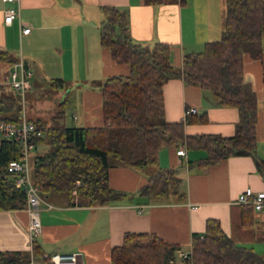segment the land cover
Listing matches in <instances>:
<instances>
[{
	"label": "crops",
	"instance_id": "obj_1",
	"mask_svg": "<svg viewBox=\"0 0 264 264\" xmlns=\"http://www.w3.org/2000/svg\"><path fill=\"white\" fill-rule=\"evenodd\" d=\"M104 5L128 12L135 42L145 46L157 42L170 44L176 67L181 66L185 53L202 51L206 42L222 37L225 0H163L156 5L146 4L144 0H0V51L18 58L16 63L21 60L33 76L34 68L41 67L49 81L63 79L68 86L76 88L67 92L74 93L76 98V110L71 115L77 125L72 128L102 126V94L93 81L129 72V67L114 61L110 50L100 43L98 26L103 20ZM17 6L19 16L6 24V10ZM26 27L30 31L25 34L22 30ZM16 63L0 62L1 78ZM243 76L258 97L256 154L264 160V55L256 60L245 55ZM2 84L10 86L7 81ZM164 97L169 122L185 120V111L190 108H196L195 115L207 114L206 123L186 124L187 134L225 137L234 134L238 109L216 105L209 91L177 78L165 84ZM67 104L66 99L65 107ZM28 117L46 124L43 118ZM181 147L163 148L159 166L181 171L184 202L154 201L139 196L137 192L148 176L129 166L115 165L110 169L109 183L130 196L106 206H81L78 198L71 204L66 195L42 196V232L34 239L30 234L27 203L23 208L0 209V251H22L33 257L37 243L45 253L81 251L86 264H110L111 249L123 243L126 232H154L180 246L173 264H182L180 252L192 246L193 235L205 231L209 218H216L237 244L262 253V246L256 242H264V208L256 212L252 225L243 226L241 205L236 203L238 195L248 187L264 191V179L254 158L231 156L216 165L200 168L191 162L205 157V151L188 150L184 146L187 156L183 157L177 154ZM26 264L50 263L38 257Z\"/></svg>",
	"mask_w": 264,
	"mask_h": 264
},
{
	"label": "trees",
	"instance_id": "obj_2",
	"mask_svg": "<svg viewBox=\"0 0 264 264\" xmlns=\"http://www.w3.org/2000/svg\"><path fill=\"white\" fill-rule=\"evenodd\" d=\"M156 5L163 0H144ZM225 20L222 37L206 42L202 51L187 52L179 67L173 65L171 45L157 42L145 46L133 40L127 11L113 5L101 7L103 20L99 24L100 43L110 50L111 57L129 67L128 74L111 75L103 81H93L102 94L103 125L100 127H48L34 139L35 148L48 145L43 154L32 159V178L42 196L66 195L71 204L75 198L81 206H106L120 202L129 193L111 187L110 169L115 165L129 166L146 172L151 166L157 171L148 175L137 192L149 200L184 202L183 178L176 167L161 168L159 154L165 147L185 146L202 149L206 155L191 162L205 168L231 156H251L264 179V160L256 154L258 97L244 78V57L261 59L264 55V0H225ZM18 58L0 51V62L13 65ZM180 78L187 85L212 93L216 105L235 107L239 112L234 134H187L186 124L206 123L207 114L188 115L185 120L166 119L164 86ZM53 90L66 89L63 79H52ZM66 100L59 104L56 119L65 116ZM23 105L20 96L7 84H0V121H19ZM17 143L3 141L0 145V209L26 206L25 192L15 185V175L6 167L19 159ZM116 160V164L111 163ZM75 192V193H74ZM255 207L241 205L243 226L255 222ZM193 264H264L263 253L237 244L223 230L216 218L206 221L202 234L192 238ZM178 244L165 241L154 232H126L123 243L113 247L110 264H173ZM35 243L33 257L22 251H0V264H26L36 258L49 261Z\"/></svg>",
	"mask_w": 264,
	"mask_h": 264
},
{
	"label": "built area",
	"instance_id": "obj_3",
	"mask_svg": "<svg viewBox=\"0 0 264 264\" xmlns=\"http://www.w3.org/2000/svg\"><path fill=\"white\" fill-rule=\"evenodd\" d=\"M4 2L13 0H3ZM19 6L11 7L6 10L4 21L11 24L14 19L19 16ZM30 28H23V33H29ZM32 71L25 69L21 60L16 63L13 69L6 77L1 78L0 84L6 81L20 96L23 105L22 116L19 121H0V145L3 141L17 143L20 148L19 159L12 160L8 163L6 169L9 173L15 175V185L22 189L26 194L27 211L30 217V234L32 238L38 236L42 232V223L40 215V205L43 197L40 189L35 185L32 178V151L35 149L34 139L41 137L44 129L39 127L34 121L30 120L24 111V100L26 92L31 88ZM3 79V80H2ZM4 81V82H3ZM196 108H190L185 111V118L190 114L196 113ZM179 156L186 157L187 150L183 146L177 150ZM75 193V192H74ZM236 203L251 204L256 211L264 208V191H254L251 187L246 188L236 198ZM196 208V207H195ZM83 253L81 251L62 252L55 251L51 254L50 264H86L82 261ZM182 264H193L192 247L180 252Z\"/></svg>",
	"mask_w": 264,
	"mask_h": 264
},
{
	"label": "rangeland",
	"instance_id": "obj_4",
	"mask_svg": "<svg viewBox=\"0 0 264 264\" xmlns=\"http://www.w3.org/2000/svg\"><path fill=\"white\" fill-rule=\"evenodd\" d=\"M48 78L49 77L45 75L41 67L34 68V76L31 79L32 88L26 92V97L24 100L25 114L27 117L33 116L34 118L45 119L46 126L48 127L76 126L77 122L73 120L71 115L72 112L76 110V106H74L76 98L73 97L74 93L71 95H68L67 93L70 89L72 91V89L76 88L69 85L66 89H59L55 91L51 88ZM66 99L68 100V104L65 107V116L60 119L54 118L58 111H60L59 104ZM47 150L48 145H41L38 147V149H36V151H34V154H43ZM111 163L116 164L117 162L116 160L111 159ZM157 169V166H151L146 172L141 173H145L148 176L157 171ZM179 172L181 174V171ZM256 243L257 246H262V250L264 251V242L257 241Z\"/></svg>",
	"mask_w": 264,
	"mask_h": 264
}]
</instances>
